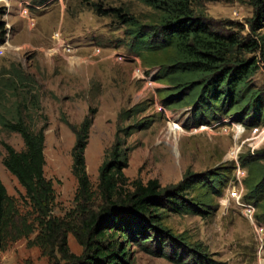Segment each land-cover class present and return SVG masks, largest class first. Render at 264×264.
I'll return each instance as SVG.
<instances>
[{"label":"rangeland","instance_id":"rangeland-1","mask_svg":"<svg viewBox=\"0 0 264 264\" xmlns=\"http://www.w3.org/2000/svg\"><path fill=\"white\" fill-rule=\"evenodd\" d=\"M94 4L102 5L103 10L123 8L143 24H150L156 16L137 0H0V27L3 24L6 30L0 44V179L19 213L30 221L36 216L24 199L25 191L3 165L6 151L2 142L17 151L24 149L21 136L6 132L1 125L19 115L35 131L47 126L44 174L53 182L57 197L53 216L59 218L75 208L78 188L72 174L75 135L65 120L78 125L91 108L97 113L85 155L95 190L99 169L122 128L135 131L126 140L131 148L125 170L129 183L157 180L168 188L184 180L187 172L199 178L220 167L240 165L241 156L264 149V130L255 135V127L246 128L227 116L197 127L196 105L181 101L165 105L167 93L176 89L159 79L161 65H151L145 54L131 53L126 27L112 16L97 15ZM22 7H27L30 18L23 16ZM194 10L244 35L253 16L249 0H199ZM259 63L251 85L264 92V64L260 59ZM137 108L145 110L124 119L125 112L133 114ZM242 171V178L236 170L229 177L225 194L215 201L211 215L169 214L165 225L176 236H184L192 249L200 245L213 262L264 264L263 233L236 202L247 192L243 180L248 173ZM258 224L264 227V223ZM36 235L9 243L0 255V264H65L60 255L53 260L39 247L30 246ZM68 246L72 254L83 255V247L71 234ZM129 252L130 264H175L135 243Z\"/></svg>","mask_w":264,"mask_h":264},{"label":"trees","instance_id":"trees-1","mask_svg":"<svg viewBox=\"0 0 264 264\" xmlns=\"http://www.w3.org/2000/svg\"><path fill=\"white\" fill-rule=\"evenodd\" d=\"M137 1L156 13L150 24H143L123 8L103 10L102 5L96 4L93 7L97 15L112 16L126 27L131 53L138 57L145 54L151 65H161L159 79L176 89L175 93H167L165 105L177 101L196 105L197 127L226 116L246 128L264 127V92L251 85L260 69L259 59L264 64V0H249L253 16L247 21L246 35L197 14L194 4L199 0ZM0 30L2 44L6 35L3 24ZM144 110L125 112L124 119ZM96 113L95 108L89 109L78 125L65 120L75 135L72 174L78 188L75 208L64 218L53 216L56 192L44 174L47 126L35 131L21 115L2 121L3 129L18 133L24 143V149L17 151L2 142L6 151L3 165L24 189V199L36 217L30 221L19 213L16 201L0 179V255L9 243L36 232L29 245L39 247L53 260L60 255L65 264H130L129 247L134 243L175 264H221L213 262L200 245L192 249L184 236H176L165 225V219L169 214L211 215L237 165L220 167L199 178L187 172L184 180L168 188L161 187L157 180L129 183L125 170L131 148L126 140L135 131L132 127L122 128L99 169L95 190L87 173L85 154ZM263 160L264 149L240 157V166L248 173L243 180L247 190L244 200L256 207L259 223H264ZM70 234L84 249L80 257L69 250Z\"/></svg>","mask_w":264,"mask_h":264},{"label":"built area","instance_id":"built-area-1","mask_svg":"<svg viewBox=\"0 0 264 264\" xmlns=\"http://www.w3.org/2000/svg\"><path fill=\"white\" fill-rule=\"evenodd\" d=\"M241 126V125H240ZM242 128V127H241ZM264 129L260 128V127H255L253 129V134H261V132ZM237 176L238 178H242L245 176V172L242 171V169L240 168V166L237 168L236 170ZM244 194H240L236 200L237 204L243 208V215L248 218L250 220V222L252 223V225L259 231V233H263L261 238L263 239L264 236V227L260 224H258L257 220H256V216H255V206L251 203V202H246L243 198ZM264 240V239H263Z\"/></svg>","mask_w":264,"mask_h":264},{"label":"clouds","instance_id":"clouds-1","mask_svg":"<svg viewBox=\"0 0 264 264\" xmlns=\"http://www.w3.org/2000/svg\"><path fill=\"white\" fill-rule=\"evenodd\" d=\"M22 6V5H21ZM22 9H25V11H23V16L24 17H29L30 18V16H29V14H28V10H27V7H22ZM60 38V37H59ZM98 51L100 52V49H98ZM242 124V123H241ZM240 124V125H241ZM240 165H237V168L239 167ZM237 168H236V170H237ZM240 168H241V166H240ZM242 169V168H241ZM243 198H244V195H243ZM259 223V222H258Z\"/></svg>","mask_w":264,"mask_h":264}]
</instances>
